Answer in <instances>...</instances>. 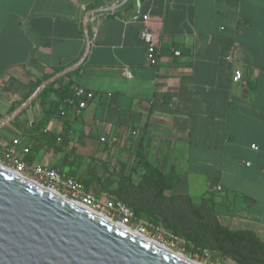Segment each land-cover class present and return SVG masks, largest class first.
Returning <instances> with one entry per match:
<instances>
[{
    "label": "crops",
    "instance_id": "0c3cea01",
    "mask_svg": "<svg viewBox=\"0 0 264 264\" xmlns=\"http://www.w3.org/2000/svg\"><path fill=\"white\" fill-rule=\"evenodd\" d=\"M143 27L159 46L156 65L146 62ZM86 37L84 61L65 76ZM53 72L55 86L70 81L93 98L75 118L51 117L47 129H67L70 141L61 152L42 148L33 164L67 176L72 159L80 173L96 159L137 180L141 143L160 171L179 173L174 194L198 205L212 193L222 225L264 242V0H0V83L20 84L0 98L20 103ZM44 109L35 102L20 127L1 128L0 149L15 142L23 157L24 131Z\"/></svg>",
    "mask_w": 264,
    "mask_h": 264
},
{
    "label": "trees",
    "instance_id": "16d2710c",
    "mask_svg": "<svg viewBox=\"0 0 264 264\" xmlns=\"http://www.w3.org/2000/svg\"><path fill=\"white\" fill-rule=\"evenodd\" d=\"M57 73L45 74L36 80V86L30 94L23 96L17 106H11L6 115L11 114L44 81ZM71 73L67 72L65 76ZM56 83L57 79L47 82L26 107L35 104L36 100L45 106L43 117L24 131L31 145L22 159L29 164H32L34 154L42 148L50 147L54 152H61L70 141L67 129L59 133L47 129L52 116L64 117L60 114V109L64 106V101L72 97L70 81L60 86H55ZM50 93L54 94L55 99L47 101ZM26 108L8 125L20 127L18 118ZM2 119L4 116L0 112V121ZM70 153L73 154L74 151L70 150ZM135 156L140 170L137 180L130 173H113L96 159H90L81 174L76 173L72 159L67 176L77 179L87 192H104L110 198L123 202L133 212L132 221L144 219L150 224L164 227L172 238L183 239L184 247L190 255H203L207 251L216 262L231 260L234 264H264V242L251 230H230L222 225L214 212L216 200L212 193L206 192L200 204L196 205L188 195L173 193L179 183L178 172L174 169L160 171L147 160L141 143Z\"/></svg>",
    "mask_w": 264,
    "mask_h": 264
},
{
    "label": "water",
    "instance_id": "95a60500",
    "mask_svg": "<svg viewBox=\"0 0 264 264\" xmlns=\"http://www.w3.org/2000/svg\"><path fill=\"white\" fill-rule=\"evenodd\" d=\"M88 50L86 37L82 58L63 72L78 67ZM52 79L2 119L0 129ZM0 264L188 263L0 166Z\"/></svg>",
    "mask_w": 264,
    "mask_h": 264
},
{
    "label": "built area",
    "instance_id": "2783aa9c",
    "mask_svg": "<svg viewBox=\"0 0 264 264\" xmlns=\"http://www.w3.org/2000/svg\"><path fill=\"white\" fill-rule=\"evenodd\" d=\"M143 18L145 22L146 17L144 16ZM139 37L145 48L146 62L149 65H156L158 63L159 46L153 42L151 32L146 27H143ZM173 54L178 56L180 52L175 50ZM225 58L227 60H232L233 52H229ZM240 79L241 73L236 71L232 80L238 82ZM71 91L72 97L64 101V106L60 109V114L62 116L75 118L78 116L80 110L86 107L87 102L93 98V94L79 86L72 87ZM14 143L15 142L11 145H7L2 150L4 160L7 161L14 173L38 182L42 187L61 194L65 199L67 198L68 200L80 202L93 208L112 220L117 217L118 222L127 226L132 222L133 212L123 202L116 201L110 197H107L105 200H99L91 196L83 185L74 177L66 176L49 166L27 163L22 159L21 155L16 152ZM26 152L27 150L24 149L23 153ZM154 226L155 225L146 222L141 226L139 232L145 235L149 229H158V226Z\"/></svg>",
    "mask_w": 264,
    "mask_h": 264
},
{
    "label": "rangeland",
    "instance_id": "374dc122",
    "mask_svg": "<svg viewBox=\"0 0 264 264\" xmlns=\"http://www.w3.org/2000/svg\"><path fill=\"white\" fill-rule=\"evenodd\" d=\"M20 84L16 82L15 80H8L6 82L0 83V93L2 91H8L10 90L11 93L14 95V92L16 93V90L14 86L18 87ZM11 86V87H10ZM10 95V94H9ZM39 100H36L38 102ZM16 104H19L18 101H15L14 98L10 97L9 99H3L0 98V110H8L11 106H16ZM5 112V111H4ZM0 163L3 164L4 166H8L7 161L4 160L3 155H2V150L0 149ZM85 171V167L83 168L82 172ZM77 174H81L80 172H76ZM76 174V175H77ZM91 196L98 198L99 200H105L108 196L106 193H100L97 194L96 191L89 190L88 192ZM118 218L115 217L114 221H117ZM147 221L144 219L138 220V221H132L128 226L132 228L133 230L139 231L141 226L146 223ZM148 223V222H147ZM157 226V225H155ZM154 226V227H155ZM145 236L149 237L150 239H155L162 244L166 245L167 247L171 248L175 252L182 253L185 255L187 258L192 259L197 262H201L203 264H234L231 260H225V261H213L211 259V254L207 251L204 252L203 255L195 254V255H190V252L184 247V240L181 238H172L171 233L166 230L164 227L161 225H158V229H149L147 233H145Z\"/></svg>",
    "mask_w": 264,
    "mask_h": 264
},
{
    "label": "bare ground",
    "instance_id": "6f19581e",
    "mask_svg": "<svg viewBox=\"0 0 264 264\" xmlns=\"http://www.w3.org/2000/svg\"><path fill=\"white\" fill-rule=\"evenodd\" d=\"M0 166L5 168L6 170L10 171V172H13V170L10 168V167H7V166H4L3 164L0 163ZM21 176L22 178L26 179V180H29L30 182L34 183L35 185L39 186V187H42V185H40L38 182L34 181V180H31L30 178H26V177H23L22 175H19ZM51 193H53L54 195L56 196H59L61 198H64V196H62L61 194H58L57 192H54V191H51ZM65 199V198H64ZM67 199V198H66ZM72 204H74L75 206L127 231L128 233L164 250L165 252L181 259L182 261L188 263V264H203L201 262H197V261H194L192 259H189L187 258L185 255H183L182 253H179V252H175L174 250H172L171 248L167 247L166 245L162 244L161 242L155 240V239H150L149 237L143 235L141 232L137 231V230H133L132 228H130L129 226L121 223V222H118V221H114V219H110L108 216H106L105 214H102L101 212H97L96 210H94L93 208H90L80 202H76V201H72V200H69Z\"/></svg>",
    "mask_w": 264,
    "mask_h": 264
}]
</instances>
